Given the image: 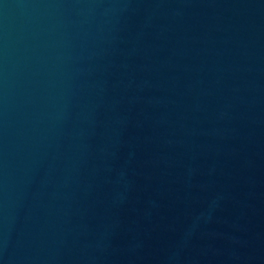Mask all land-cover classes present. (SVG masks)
<instances>
[{"label": "water", "instance_id": "1", "mask_svg": "<svg viewBox=\"0 0 264 264\" xmlns=\"http://www.w3.org/2000/svg\"><path fill=\"white\" fill-rule=\"evenodd\" d=\"M0 264H264V0H0Z\"/></svg>", "mask_w": 264, "mask_h": 264}]
</instances>
